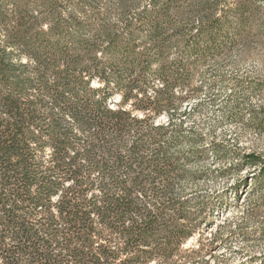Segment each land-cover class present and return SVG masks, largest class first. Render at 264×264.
<instances>
[{
  "label": "trees",
  "instance_id": "trees-1",
  "mask_svg": "<svg viewBox=\"0 0 264 264\" xmlns=\"http://www.w3.org/2000/svg\"><path fill=\"white\" fill-rule=\"evenodd\" d=\"M263 9L0 0V264H210L222 232L185 163L222 149L179 116L196 65Z\"/></svg>",
  "mask_w": 264,
  "mask_h": 264
},
{
  "label": "rangeland",
  "instance_id": "rangeland-1",
  "mask_svg": "<svg viewBox=\"0 0 264 264\" xmlns=\"http://www.w3.org/2000/svg\"><path fill=\"white\" fill-rule=\"evenodd\" d=\"M191 85L199 90L179 117L222 149L185 163L200 174L183 186L207 201L209 236L222 232L206 258L210 264H264V175L243 158L255 153L264 161V9L227 52L196 65Z\"/></svg>",
  "mask_w": 264,
  "mask_h": 264
}]
</instances>
